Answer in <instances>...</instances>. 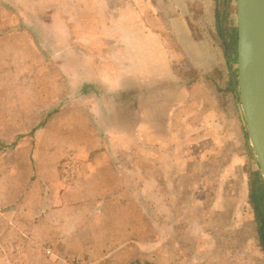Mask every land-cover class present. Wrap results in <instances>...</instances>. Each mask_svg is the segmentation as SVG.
I'll use <instances>...</instances> for the list:
<instances>
[{
    "label": "crops",
    "instance_id": "obj_1",
    "mask_svg": "<svg viewBox=\"0 0 264 264\" xmlns=\"http://www.w3.org/2000/svg\"><path fill=\"white\" fill-rule=\"evenodd\" d=\"M0 15V264H264L261 241L252 258L260 236L235 151H220L219 168L194 164L205 138L194 142L192 83L170 69L168 52L181 38L126 32L114 50L121 62L97 46L81 58V43L50 42L1 6ZM210 172L231 174L232 185Z\"/></svg>",
    "mask_w": 264,
    "mask_h": 264
},
{
    "label": "rangeland",
    "instance_id": "obj_2",
    "mask_svg": "<svg viewBox=\"0 0 264 264\" xmlns=\"http://www.w3.org/2000/svg\"><path fill=\"white\" fill-rule=\"evenodd\" d=\"M209 3H211V8L208 7ZM0 6L7 10L11 17L14 16L9 22L31 23L30 25L36 26L35 31L44 33L50 42L57 38L61 41L68 39L64 40L66 46L72 45L70 44L72 41H74L73 45L81 43V58L88 54L90 46L92 49L93 46H97V56L101 53L104 56L106 53L113 52L120 45L121 38L126 37V32H128L129 41L138 40L143 36L146 39L149 33H152L149 38L154 37L163 42H167L169 38L174 41L176 38H181V45L168 48L170 60L177 59L172 62L171 67L168 66L169 64L167 66L173 72H178V78L189 79V83H192V87L187 89L191 90L189 102L192 103V119L197 123V128L194 126L193 129L198 131V135L193 134V139L197 142L196 140L201 136L205 138L203 140L205 142H201L202 145L193 148L196 154L194 164L204 165L209 167V170L210 167L219 168L222 165L219 160L224 157V154L219 157L220 151L224 149L235 151V163H233L235 176L240 178L245 185L241 200L247 205V213L255 220L257 234L260 236L259 227L264 228V217H260V213H257L251 199L254 194H264V185L253 151L247 143L238 105L239 100L236 95L237 87L234 92L229 86L233 72L236 75L234 76L235 82H237V63L235 61L232 63V71L223 56L218 38V10L226 14L225 24L229 22L236 27L237 0H176V2L173 0H0ZM175 19H180L179 22L184 23V31L179 29V22L173 24ZM136 25L138 27L135 28ZM126 26L131 29L126 30L124 28ZM206 40H209V46L206 45ZM83 46L86 49H83ZM208 48L211 59L208 57V65H206L202 60L205 59V55L207 58ZM121 54L120 50L113 52L118 62H121ZM128 54L130 57L129 52ZM216 55L219 60L215 59ZM165 58L167 59L166 55ZM199 61L203 65L201 62L198 63ZM167 66L166 71H168ZM206 66L211 69V73L205 77L208 82L203 80V71ZM205 91L207 94H204ZM176 132L178 133V129ZM238 134L239 144L232 146L231 138ZM225 154L226 161L224 160L223 166L229 165L232 169V159L228 158L227 153ZM143 165L146 170L151 168L149 163ZM136 167V165L133 166V168ZM257 175L259 182L255 179ZM231 177V174L225 173L224 180L222 174L210 172V175L205 178H209L212 183L217 181V183L224 184L225 181V187H229L232 183ZM233 188L237 189L236 184ZM213 195L214 192L209 193V196ZM211 208L210 206L208 208L210 216H212ZM260 211L264 215V205L261 206ZM227 218L228 216L225 217ZM223 230L221 234L226 235L227 238L230 231L226 228ZM236 236L237 234L234 237ZM230 239L229 235L225 240L226 244L230 242ZM260 241L261 237L253 243L252 258L254 261L258 259L256 255H259ZM257 247H259L258 250ZM239 248H246L244 242L239 245ZM247 256L243 255L244 258ZM235 257L239 259V254Z\"/></svg>",
    "mask_w": 264,
    "mask_h": 264
},
{
    "label": "water",
    "instance_id": "obj_3",
    "mask_svg": "<svg viewBox=\"0 0 264 264\" xmlns=\"http://www.w3.org/2000/svg\"><path fill=\"white\" fill-rule=\"evenodd\" d=\"M236 22V95L247 143L264 185V0H237Z\"/></svg>",
    "mask_w": 264,
    "mask_h": 264
},
{
    "label": "trees",
    "instance_id": "obj_4",
    "mask_svg": "<svg viewBox=\"0 0 264 264\" xmlns=\"http://www.w3.org/2000/svg\"><path fill=\"white\" fill-rule=\"evenodd\" d=\"M226 17V14L223 13L222 10H218L217 13V20H218V38H219V42L221 45V49L223 51V56L225 57V59L227 60L228 64L230 65V68L233 71V67H232V63L234 62L233 59V53L237 50V41H238V32H237V28L233 27L231 25V23H226L224 21V18ZM233 78L230 79V87L232 88V91L234 90V92L236 91V82H235V78L234 76L235 73H232ZM237 79V78H236ZM133 103L130 102H126V107L128 108V106H132L133 107ZM134 110L136 111V105L134 106ZM134 112L133 109H130L129 113L127 114L126 117L131 116V113ZM120 114L118 115L117 111H113V113L110 115V119L113 122V124L120 126L121 125V121L119 119ZM113 117V118H112ZM116 120H119L120 122H116ZM120 124V125H118ZM256 182H259L260 179L257 175V177L255 178ZM252 204L255 206V208L257 209V213H260V217H264V215L261 213L260 208L262 205H264V194L262 195H253L252 196ZM264 222V220H263ZM259 234L261 237V241L262 244L264 246V228H261V226L259 227Z\"/></svg>",
    "mask_w": 264,
    "mask_h": 264
}]
</instances>
